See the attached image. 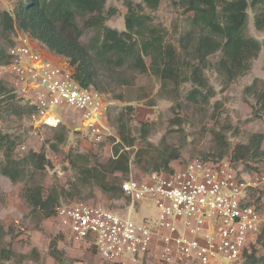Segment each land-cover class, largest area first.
Listing matches in <instances>:
<instances>
[{"label": "rangeland", "instance_id": "374dc122", "mask_svg": "<svg viewBox=\"0 0 264 264\" xmlns=\"http://www.w3.org/2000/svg\"><path fill=\"white\" fill-rule=\"evenodd\" d=\"M127 0H106L105 10L117 8V13L106 24L118 30L125 29V14ZM144 6L145 11L152 16V22L166 31V41L178 48L181 36L188 28L185 6L177 0H164L158 9H149L143 0H132ZM16 0H0V11H13ZM264 12V3L250 9L247 35L255 38L257 44H245V53L251 54L248 67L239 72L232 80L217 71V63L221 52L210 56V66L206 76L213 87L212 97L207 103L191 102L188 94L193 89V83L186 81L178 91L162 88L160 79L150 70L151 59L145 58V65L139 66L129 61L124 67L111 68L108 75L100 76V83L107 102L110 105L108 122L113 133L107 137L102 146L96 147L91 140L87 127L84 129L68 122V110L55 106L51 114L60 118L61 125L67 127L66 139L58 143L56 130L49 124L32 123L28 112H20L25 107L27 99H21L17 94L7 99L8 94L0 96V132L10 133L18 145L14 156L22 159L30 151L45 153L49 164L42 170L26 167V178L12 182L3 175L1 166L5 157L0 150V221L10 230L4 238L3 245L11 247L13 257L7 264H114L96 255L90 247L77 243L67 234L66 229L59 223L55 215L45 217L42 213L31 212L22 196L26 184L41 183L47 194L51 188L62 193L61 202L84 201L97 206L108 207L121 216H127L128 207L122 197L116 198L105 194L94 184L82 183L79 172L73 166L71 158L78 153L95 155L94 160L106 161L113 154V145L123 142L119 133L120 128L126 130V136L133 140L132 145L123 142V148L130 153L131 172L141 177V169L132 163L138 149L146 148L148 153H154L162 139L173 147L181 150L180 159L171 165L176 168L194 158H203L206 153H214L216 146L213 141L214 130L223 131L229 139V152L223 157L237 166L240 175H260L264 177V153L257 159L232 160L231 150L239 143L246 144L256 133H261V150L264 151V115L257 110V102L246 87L257 83L264 87V29L255 24V15ZM16 31H20L16 29ZM92 29L86 30L82 41L87 43L94 35ZM17 34V33H16ZM13 37L14 34L11 33ZM16 36V35H15ZM1 44L8 49L10 43L1 38ZM40 42L32 38V44ZM47 51V47L42 43ZM45 50V52H46ZM53 52V51H51ZM47 57L70 66L69 59L53 52ZM75 71L76 68L73 67ZM187 73L190 70L186 69ZM3 70L0 66V78ZM5 79V78H4ZM211 95V94H210ZM24 103V104H23ZM15 105V106H14ZM12 106V107H11ZM130 107V108H129ZM79 116L78 112H72ZM146 125L147 133L143 137L142 127ZM59 124V125H60ZM55 125H53L54 127ZM77 127L78 130H73ZM53 145H56L54 147ZM180 160V161H178ZM219 160V159H218ZM222 160V159H220ZM121 182L126 177L117 174ZM261 177V178H262ZM69 193H72L71 196ZM256 202L264 211V180L254 191ZM134 218L137 221L145 218L154 219L158 216V208L154 200H143L134 208ZM64 229V230H63ZM58 239V255H51L50 243ZM258 254L264 251L262 242L258 243ZM244 259L240 262L243 264ZM125 264H157L139 260H126Z\"/></svg>", "mask_w": 264, "mask_h": 264}, {"label": "trees", "instance_id": "16d2710c", "mask_svg": "<svg viewBox=\"0 0 264 264\" xmlns=\"http://www.w3.org/2000/svg\"><path fill=\"white\" fill-rule=\"evenodd\" d=\"M143 1L149 9L156 10L164 0ZM177 1L185 6L189 28L179 40L180 48L167 42L165 29L155 26L152 16L145 11L144 6L132 0L126 1L127 12L123 30L106 24L117 13L116 7L105 10L106 0H16L13 11H0V40L5 38L12 45L16 33L30 35L50 51L68 58L70 64L76 68V78L82 85L93 86L101 92L104 89L100 83L102 74L110 77L107 71L124 67L129 61L144 66V56H147L151 59V73L160 79L162 88L178 91L183 82L191 81L194 86L187 96L188 99L191 102L207 103L214 90L206 76L210 56L221 52L217 71L228 80L234 79L240 71L248 67L252 57L251 54L245 53V44L258 43L255 38L247 35L249 11L264 3V0ZM255 24L264 29L263 11L255 15ZM88 29L94 30L95 33L84 43L82 37ZM11 33L14 34L13 37ZM8 59L7 49L0 41V66L6 64ZM187 68L190 73H187ZM246 91L254 95L258 104L257 110L264 115V87L254 83L247 86ZM6 94L7 99L13 100L16 97L11 93L7 81L1 77L0 96ZM24 105L25 107L20 106V112L30 114L33 107L27 103ZM143 124L145 137L147 129L145 123ZM51 128L56 130L57 142H64L67 127L60 124L54 127L52 125ZM119 133L124 143L133 144V140L126 136L124 128H120ZM213 133V141L216 144L214 153H206L202 158L210 162L223 159L230 149L229 139L223 131L214 130ZM262 136L261 133H256L248 143L237 144L231 150L232 160L238 162L243 159L246 162L259 158L264 153L261 150ZM123 142L113 145V154L106 161L94 160L96 156L92 154L78 153L72 157L71 162L78 170L82 183L94 184L105 194L123 199L121 184L131 174L130 153L123 148ZM17 145L18 140L12 134L0 132V150L5 157L1 172L12 182L26 178L27 166L40 171L49 164L43 152L30 151L22 159L16 158L14 152ZM102 145L101 143L99 146ZM181 156V150L170 146L163 138L154 153H148L146 148L138 149L132 163L135 162L142 170L141 174H150L157 170L173 171L176 167L171 165L172 162ZM118 173L126 177L121 182L118 181ZM22 192L29 210L42 213L45 217L53 216L58 205L74 203L61 202L63 195L56 188H51L46 194L41 183H28ZM9 231L0 221V264H7L13 257L11 247L3 245ZM57 240L55 238L50 243L53 257L59 254ZM259 242L264 245V229L257 243L251 250L247 249L243 264H264V251L258 254Z\"/></svg>", "mask_w": 264, "mask_h": 264}, {"label": "built area", "instance_id": "2783aa9c", "mask_svg": "<svg viewBox=\"0 0 264 264\" xmlns=\"http://www.w3.org/2000/svg\"><path fill=\"white\" fill-rule=\"evenodd\" d=\"M7 54L3 77L11 93L33 107L32 123L59 125L63 121L51 114L58 106L68 110V122L87 127L96 147L113 134L103 92L82 85L71 64L43 55L23 32ZM261 177L240 175L227 159L194 158L173 171L141 177L131 172L121 184L127 216L84 202L58 205L54 215L74 242L107 262L240 264L264 229V211L254 197ZM143 200L155 201L156 218H134V208Z\"/></svg>", "mask_w": 264, "mask_h": 264}, {"label": "crops", "instance_id": "0c3cea01", "mask_svg": "<svg viewBox=\"0 0 264 264\" xmlns=\"http://www.w3.org/2000/svg\"><path fill=\"white\" fill-rule=\"evenodd\" d=\"M39 44H41V42H37L36 46L35 45L34 46L37 47L42 52L43 55L46 56L47 54L48 55L53 54V52H51L48 48H47L48 49V51H47L42 45H39ZM45 50H46V52H45ZM55 60H57V59H55ZM77 243H79V242H77Z\"/></svg>", "mask_w": 264, "mask_h": 264}, {"label": "water", "instance_id": "95a60500", "mask_svg": "<svg viewBox=\"0 0 264 264\" xmlns=\"http://www.w3.org/2000/svg\"><path fill=\"white\" fill-rule=\"evenodd\" d=\"M73 130L77 131V130H78V128H77V127H73Z\"/></svg>", "mask_w": 264, "mask_h": 264}]
</instances>
